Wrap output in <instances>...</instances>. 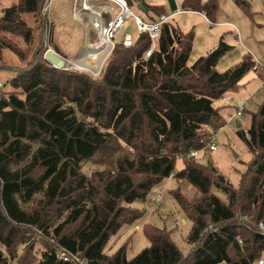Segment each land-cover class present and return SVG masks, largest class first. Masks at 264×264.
<instances>
[{
    "label": "trees",
    "instance_id": "1",
    "mask_svg": "<svg viewBox=\"0 0 264 264\" xmlns=\"http://www.w3.org/2000/svg\"><path fill=\"white\" fill-rule=\"evenodd\" d=\"M126 1L130 7L141 1L149 22L167 13L144 0ZM42 2L9 0L0 13V68L15 70L0 91V264H264V98L254 110L245 108L248 127L237 130L250 153L238 184L196 159L204 145L202 127L218 122L224 108L233 109L214 101L239 90L251 71V54L218 71L232 48L221 36L189 64L194 32L169 17L154 43L138 32L134 44L115 40L99 75L91 77L42 59ZM234 3L253 18L248 0ZM181 9L200 11L212 22L219 0H182ZM4 51L23 65L3 63ZM124 144L131 149L113 168L83 171L86 162L105 160ZM177 158L183 161L178 171ZM170 175L178 182L170 193L191 222L190 251L183 255L167 228L145 223L149 246L127 258L128 236L106 253L111 235L141 216L131 203L145 200ZM185 182L197 191L193 198L181 194ZM34 227L52 239L35 261ZM60 249L66 261L56 257Z\"/></svg>",
    "mask_w": 264,
    "mask_h": 264
},
{
    "label": "rangeland",
    "instance_id": "2",
    "mask_svg": "<svg viewBox=\"0 0 264 264\" xmlns=\"http://www.w3.org/2000/svg\"><path fill=\"white\" fill-rule=\"evenodd\" d=\"M87 1L100 7H103V4L107 3L106 1L102 0ZM144 1L150 6H162L163 9L168 13L171 11L170 0ZM233 1L234 0H219V9L223 10L221 12L223 14L222 19L232 20L234 25L240 28L241 35L235 37L232 36L231 32L229 33L228 42H226L227 44H231L232 48L230 52H228V55L222 58V60L217 63L216 69L218 71L226 70L227 68H229V66L235 64L239 60L238 58H240V56L244 52H247L244 47H242V44L239 42L238 38L246 37L247 40L243 39L242 43H245L250 49H254V47L250 43L253 41L252 39L258 41L259 38V36L257 37L256 35L257 29L253 31V22H251L244 15V13H241L240 10L236 8ZM248 1L250 3V9L255 10L260 14V24L263 27H261V30L264 32V3H262L261 0ZM137 2L141 1H135L133 7L131 8L133 12L141 15L144 18V16H146L145 13L136 8ZM174 2L175 5H177L176 7L181 10L182 0H175ZM42 3L43 4L40 12L42 18H44L43 45L45 48L42 54V59L45 51L51 48V50L55 51L56 54L65 59L66 63H68L67 69L85 72L88 73L91 77H97L100 73V70H102L105 64V60L109 58V55L104 58L102 63L99 65L100 67L98 66L97 68L92 67L94 62L89 57L86 58L87 61L84 64H81V67L74 66L69 62L76 56L77 52L82 49V44L86 34L84 30L86 26L82 21L84 18H87L86 14L81 15L80 17L82 18H79L78 20L73 17L75 6L80 4V0H43ZM9 5V0H0V13L1 8ZM45 7L48 8V11L45 10ZM230 7H232V9H230ZM232 12H235L236 14H233ZM238 14L239 21L237 23L235 19H238ZM111 15L112 13H110V16ZM22 17L26 20L28 25H35L34 18L28 15H22ZM172 20L181 30L185 32H189L192 30L194 32V45L188 58L189 64L194 63L200 55H204L206 52L213 49V47L217 45L216 40H214L213 43H208L207 36L209 34L218 33L221 29H225L218 27H212V29H210L209 26L201 20V17L188 12L182 13V15L180 16H176ZM126 28L128 29V32L125 31ZM227 28H230L236 33L234 27L228 26ZM127 34L131 35L132 37V39L130 40L131 42L128 43V45L134 44L137 39V31H135V25L131 20H128L126 25L121 28L120 33L115 40H121L124 37L127 38ZM262 36L264 38V34ZM2 62L6 63V65L8 66L13 67L23 65L22 62L19 61L18 58L9 51H4ZM49 64L56 67L52 63ZM14 75L15 70L10 68H0V82L2 83L3 87H5V89L9 87V84L7 82L10 81V79L14 77ZM263 96L264 91L260 92V95L256 98L250 100L247 110H254L256 107V103L259 102ZM227 104L232 105L231 103H226L221 99H216L213 103V105L220 108ZM248 113L249 112L246 111L238 119L241 124L240 126H237L235 121H233L230 125H221L216 130V137L213 140L217 144V149L215 151H210L208 149L202 148L196 157L198 162L206 163L217 168L218 172L222 174L225 179L233 185L238 184L240 172H242V170L245 168L246 161L250 159V153L247 150V147L237 134V130H246V128L248 127L250 121ZM221 115L223 119H219V121L214 125L208 124L210 125L208 128H205V126L202 127L201 133H204V136L202 137L201 141H203V144H205L207 139V136L205 134L207 130L211 132L216 128L215 126H218L224 122L225 112L222 111ZM130 149L131 148L128 147V145L124 144L119 150L117 149L116 152L109 156V158H106L105 160L99 159L97 161H95V159L90 160L84 164L82 169L85 173L91 174L96 170H106L109 168H113L117 157L124 155V152H128ZM182 166V159L177 158L175 162L176 170L178 171L182 169ZM177 185L178 182L176 181V179H164L160 183L155 184V186H153L149 190L147 196L145 197V200L137 199L132 202L131 205L141 212V216L132 223H126L122 225L118 229V232L111 235V237L105 244L104 251L110 254L118 247H120L121 244L126 241V238L128 236H131L129 241L126 242V257H133L138 252H140L142 248L150 245L142 229L143 224L150 223L151 225H154L156 227H164L170 230L172 232V240L177 244L182 254L186 255L192 248V244L186 242L187 235L191 229V222L182 212L177 201L170 193L171 190L174 189ZM211 191L216 196H219L223 200H226V196L221 189L212 187ZM180 192L183 196L188 198H193V196L198 194L195 188L189 182H185L184 184H182ZM159 193H162L161 199L155 198ZM32 230L33 232H35V238L33 237V240L30 239V241L32 242L33 257L35 261V259L40 256L41 252L45 250L44 243L48 241L50 242L52 241V239L50 236H46L40 233L35 227L32 228ZM0 248L4 251V248H2L1 246ZM23 251L24 248L21 244L17 252L18 254H20Z\"/></svg>",
    "mask_w": 264,
    "mask_h": 264
},
{
    "label": "built area",
    "instance_id": "3",
    "mask_svg": "<svg viewBox=\"0 0 264 264\" xmlns=\"http://www.w3.org/2000/svg\"><path fill=\"white\" fill-rule=\"evenodd\" d=\"M102 1L107 2L105 4L107 5L108 9H111L113 16H114L113 22L105 30V38L108 41V47H109L106 57L111 53L115 39L118 37L121 28H123L126 25L128 20H131L134 23L135 31H137L138 33L147 34L150 40L153 41L154 43V41L159 36L160 25L163 22H165L170 16L178 13V10H175V11H171L166 14H161L157 20L149 22L145 20L141 15L133 12L132 8L128 5L126 0H102ZM115 7H116V10H115ZM45 10L48 11V8L45 7ZM123 40H124V43L126 44L131 42L129 39H126L125 37ZM153 48L154 46L152 44V47H150L145 52L144 57H148L151 54ZM251 56L254 59V62L251 66V71L259 74L260 79H261V86H264V61H261L260 59L255 58L253 55ZM2 87L3 85L0 82V91ZM221 100L226 103H231L233 105V109L226 114L224 122L222 124L215 126L216 128L212 130L211 132L207 130V132L205 133L207 136V139H206L205 144L203 145V148L208 149L210 151H215L217 149V144L213 141L216 137L215 135L216 130L223 124L230 125L233 121L235 122L239 121L238 119L242 116L247 106L246 102L235 98L231 94L223 96ZM204 126L205 128H208L210 125L206 124ZM190 151H191L189 153L190 156H195L197 154V152L194 150H190ZM170 178H171V175L168 178V180H170ZM161 197H162V193H159L158 195H156L155 198L159 199ZM60 250L62 252L57 253L56 257L66 261V259L68 258L67 255H65V253L63 252V249H60Z\"/></svg>",
    "mask_w": 264,
    "mask_h": 264
},
{
    "label": "crops",
    "instance_id": "4",
    "mask_svg": "<svg viewBox=\"0 0 264 264\" xmlns=\"http://www.w3.org/2000/svg\"><path fill=\"white\" fill-rule=\"evenodd\" d=\"M175 1V0H174ZM262 1V3H264L263 2V0H261ZM54 2V1H53ZM234 2V1H233ZM235 4V3H234ZM175 6H177V5H175ZM230 6V5H229ZM236 6V5H235ZM236 8H238L237 6H236ZM230 9H232V7H230ZM239 9V8H238ZM176 10H178V13H176L175 15H172V16H170V18H174V17H176V16H180V15H182V13H185V12H188V13H192V14H195V15H198L199 17H201V20L203 21V22H205L208 26H209V28L210 29H212V27H218V28H225V29H221L218 33H213V34H209L208 36H207V41H208V43H213V41L214 40H216V43H217V41H218V39H219V37H221V36H223L224 37V40H225V42L227 41L228 42V38H229V33L231 32V34H232V36H239V35H241V31H240V28H238L237 26H235L234 25V23L232 22V20H229V19H222V17H223V14L221 13L223 10H221V9H219L218 10V14H217V18H216V21H212V22H210L209 20H208V18L202 13V12H200V11H185V10H180L179 8H177L176 7ZM240 10V9H239ZM171 11H175V10H171ZM170 11V12H171ZM250 11L253 13V18H250V17H248L245 13H244V15L251 21V22H253V24H252V28L254 27V30L253 31H255V29H257V33H256V35H257V37L259 36V38H258V41H256L255 39H252L253 41L252 42H250L251 43V45L254 47V49L252 48V49H250L245 43H242V40L243 39H246V37H243V38H238L239 39V42L242 44V47H244V49L247 51V52H249L251 55H253L255 58H258V59H260L261 61H264V38H263V34H264V32L261 30L263 27H262V25L260 24V14L258 13V12H256L255 10H251L250 9ZM240 12L242 13V11L240 10ZM168 13V12H167ZM221 13V14H220ZM233 14H236L235 12H232ZM218 17H220V18H218ZM144 19L145 20H147L146 19V16H144ZM169 19V18H168ZM235 21H237V23H238V21H239V14H238V19L236 20L235 19ZM211 25V26H210ZM84 26V25H83ZM234 27L235 28V31H236V33L233 31V30H231L230 28H227V27ZM262 27V28H261ZM85 30V29H84ZM126 31V30H125ZM128 32V31H127ZM222 32V33H221ZM137 35V34H136ZM127 38L126 39H129V40H131L132 39V37H131V35H129V34H127V36H126ZM216 38V39H215ZM124 39V38H123ZM247 40V39H246ZM193 42H194V39H193ZM226 42V43H227ZM193 44V43H192ZM229 44V43H228ZM194 45V44H193ZM231 45V44H230ZM80 51H81V49L79 50V52H77V54L76 55H78L79 53H80ZM230 52V51H229ZM246 52H244L241 56H240V58H238L239 60L236 62V63H240L244 58H243V56H244V54H245ZM228 55V53L227 54H225V55H223L221 58H220V60H222V58H224V57H226ZM76 57V56H75ZM219 60V61H220ZM235 63V64H236ZM239 90L237 91V92H234V93H230L231 95H233L235 98H237V99H239V100H243L244 102H246V104H247V106H246V108H248L249 107V101L250 100H252V99H254V98H256L257 96H259L260 95V92H262V91H264V86H261V79H260V76H259V74L258 73H254V72H252V71H250V72H248L245 76H244V78L240 81V83H239V88H238ZM264 98V96L260 99V101L262 100ZM260 101L259 102H257L256 103V106H257V104L258 103H260ZM232 107H233V105H231ZM231 111V110H230ZM229 111V112H230ZM223 112H225V115L227 114V112H228V108H224L223 109ZM243 115V114H242ZM239 121H237V125H239Z\"/></svg>",
    "mask_w": 264,
    "mask_h": 264
},
{
    "label": "bare ground",
    "instance_id": "5",
    "mask_svg": "<svg viewBox=\"0 0 264 264\" xmlns=\"http://www.w3.org/2000/svg\"><path fill=\"white\" fill-rule=\"evenodd\" d=\"M109 12L112 13L106 4L100 7L96 4H91L87 0H80V4L75 6L73 17L76 20L82 18L80 16L83 14L87 16V18L82 20L86 26V34L82 49L76 57L69 61L71 64L81 67V64H84L87 61L86 58L89 57L94 62L92 67L97 68L106 58L109 47L105 38V30L114 20L113 13L110 16Z\"/></svg>",
    "mask_w": 264,
    "mask_h": 264
},
{
    "label": "water",
    "instance_id": "6",
    "mask_svg": "<svg viewBox=\"0 0 264 264\" xmlns=\"http://www.w3.org/2000/svg\"><path fill=\"white\" fill-rule=\"evenodd\" d=\"M171 2V10H176L175 2L174 0H170ZM136 8L140 10L141 12H146V8L144 7L142 2L136 3ZM128 30L127 28L125 29ZM44 61L48 63H52L56 66V68H64L67 69L68 63H66L65 59L60 57L58 54L55 53V51H52L51 49H47L43 56Z\"/></svg>",
    "mask_w": 264,
    "mask_h": 264
}]
</instances>
